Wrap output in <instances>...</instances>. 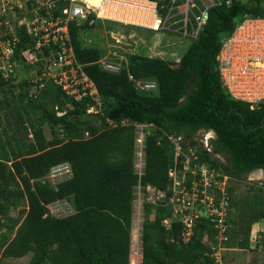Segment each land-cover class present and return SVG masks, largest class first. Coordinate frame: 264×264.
Returning a JSON list of instances; mask_svg holds the SVG:
<instances>
[{
    "label": "trees",
    "instance_id": "trees-1",
    "mask_svg": "<svg viewBox=\"0 0 264 264\" xmlns=\"http://www.w3.org/2000/svg\"><path fill=\"white\" fill-rule=\"evenodd\" d=\"M245 15L264 17V0H227L210 6L197 37L178 60L131 55L117 72L98 66L97 48L82 45L79 38L85 25L69 22L74 55L101 100L96 113L85 111L86 102H91L87 97L73 100L49 80L31 99L26 95L28 77H0V111L11 107L16 120L25 122L21 138L13 143L4 131L8 124L0 129V264L3 258L25 254H29L26 264H128L133 187L137 182L167 187L171 145L162 132L184 137L197 130L211 131L208 146L224 161L202 148L196 151L198 159L220 166L233 179L261 169L264 184V122L249 128L264 115V101L250 106L231 98L219 82L214 59L222 38ZM18 34L20 47L28 40ZM128 75L153 78L156 86L138 91ZM64 104L71 108L63 110ZM106 119L115 125L109 126ZM121 119L153 125L144 139L139 176L132 167L133 126L121 125ZM43 123L51 128L49 139L44 137ZM63 161L71 170L67 179L54 187L36 181L51 165ZM248 187L254 192L240 200L247 212L237 207L236 195L229 198L233 210L227 213V247H246L250 224L264 218V197H259L264 188ZM233 189L230 184L229 193ZM16 197L23 198L25 205L11 217L8 208ZM60 199L69 200L72 211L50 215L46 205ZM169 213L167 206L143 203L140 264H212L201 241L204 230L211 235L210 224L199 220L183 241L178 222L161 225Z\"/></svg>",
    "mask_w": 264,
    "mask_h": 264
},
{
    "label": "built area",
    "instance_id": "built-area-1",
    "mask_svg": "<svg viewBox=\"0 0 264 264\" xmlns=\"http://www.w3.org/2000/svg\"><path fill=\"white\" fill-rule=\"evenodd\" d=\"M224 2L227 0H97L96 3L88 0H0V77L8 80L15 74L17 60H20L30 71L28 98L37 97L44 82L49 80L73 100L87 97L91 102H86L85 111L96 113L101 100L74 55L69 22L88 26L94 18L107 19L153 32L172 31L193 40L207 19V9ZM18 32L28 40L20 47L17 46ZM214 59L219 82L231 98L250 106L264 101V17L245 15L238 20L231 32L222 38ZM95 62L98 64L97 60ZM98 66L109 72H117L120 68L113 63ZM154 87L150 81L139 84L142 91ZM106 121L109 126L115 125ZM119 123L133 126V158L136 156L137 162L134 172L139 176L144 165V139L153 125L126 119ZM83 136L88 137V133L84 131ZM161 137L171 145L166 189L149 184L141 186L138 182L135 186L146 191V202L167 206L170 213L161 219V225L169 227L172 221L178 222L183 241L190 237L196 222L206 220L212 232L208 235L204 230L201 241L208 248L212 264H222L228 238V187L233 178L220 166L198 159V149L210 152L208 139L207 143L195 140L189 144L179 134L162 132ZM47 171L55 184L71 175L66 161L51 165ZM256 184L264 188L261 180ZM133 253L140 263V247L136 246Z\"/></svg>",
    "mask_w": 264,
    "mask_h": 264
},
{
    "label": "rangeland",
    "instance_id": "rangeland-1",
    "mask_svg": "<svg viewBox=\"0 0 264 264\" xmlns=\"http://www.w3.org/2000/svg\"><path fill=\"white\" fill-rule=\"evenodd\" d=\"M12 18H16L15 15H12ZM82 24V23H80ZM79 38L81 40L82 45L91 46L97 48L99 52V56L97 59L98 64L102 67L105 63H113L117 64L118 67H123L126 65L127 59L131 55H145V56H158L164 59H168L171 61L178 60V57L184 52L186 47L188 46L191 39L186 37H182L180 33L176 32H153L149 29L124 25L117 23L115 21H110L107 19L94 18L92 24L85 25L80 28ZM99 60V61H98ZM17 66L15 67L16 74L12 76H20L28 79L30 77V71L27 67L23 66L20 63V60H17ZM28 77V78H27ZM134 87L138 91H142L139 89V84L143 82H151L156 86V83L153 78H131L130 79ZM155 88V87H154ZM153 88V89H154ZM152 89V90H153ZM6 96L9 94L5 92ZM88 107L85 106V108ZM71 108L70 104L62 105V109ZM54 109L56 107L54 106ZM4 111H8V109H3L0 111V129L4 127V131L6 135L12 137L10 140L13 143V139H20L21 137V127L25 124V122H21L16 120L15 112L9 107V111L6 115H3ZM62 110H57V113H61ZM5 116V117H4ZM44 137L49 139L51 136V128L48 124L43 123L41 125ZM1 135V134H0ZM212 135V134H211ZM210 137L209 131H201L197 130L191 135H185L183 138H192L197 141H202L207 143V139ZM213 156L220 158V160L224 161L222 157H220L216 152L211 151ZM136 156H134L132 161L133 170L136 171ZM253 171L248 172L245 175H242L239 179L231 180V185H234V189L229 193V198L233 194L236 195V203L237 207L243 208L246 212L248 211V207L241 206L240 200L245 195H250V193L254 190L248 186H253L256 184V181L259 180V177H254ZM36 181L43 183L44 185L54 187L55 183L53 182V178L49 175L48 171L38 177ZM230 186V185H229ZM133 198L131 201V219H130V238H129V264H138L137 263V255L133 253L136 246L140 247V226L142 223L143 215H142V205L146 202L148 194L146 191L139 190L136 186L133 187ZM259 197H264V193H261ZM150 204V203H149ZM25 205L24 199L21 197H16L10 203L8 208V213L11 217H14L20 213V209H22ZM48 213L52 216H62L72 211V205L67 199H60L53 201L46 205ZM232 209V208H230ZM229 209V210H230ZM233 210V209H232ZM237 214V212H235ZM228 215V214H227ZM264 222V220H262ZM226 254V253H225ZM245 251L239 254L238 257H243ZM233 254L227 253L224 256V260L226 263L229 260H233L231 257ZM223 256V253H222ZM29 254H25L21 257L11 258L6 257L2 259V264H26L28 260Z\"/></svg>",
    "mask_w": 264,
    "mask_h": 264
},
{
    "label": "crops",
    "instance_id": "crops-1",
    "mask_svg": "<svg viewBox=\"0 0 264 264\" xmlns=\"http://www.w3.org/2000/svg\"><path fill=\"white\" fill-rule=\"evenodd\" d=\"M252 171L255 175L254 177L257 175L259 180L262 181L263 171H260L259 169H254ZM262 220H264V218L250 224L246 247L238 248L232 246L227 247L226 250L223 251L222 264H264V222H262ZM238 239L239 237H237L234 242H237ZM243 251H245L243 257H238ZM225 253L233 254L231 256L233 257V260H229V262L226 263L224 260ZM137 263L140 264L138 257Z\"/></svg>",
    "mask_w": 264,
    "mask_h": 264
},
{
    "label": "water",
    "instance_id": "water-1",
    "mask_svg": "<svg viewBox=\"0 0 264 264\" xmlns=\"http://www.w3.org/2000/svg\"><path fill=\"white\" fill-rule=\"evenodd\" d=\"M263 122H264V115L262 116V118L260 119V121L258 122V124H256L255 126H250L249 128L252 129V128L256 127V126H261L263 124ZM259 170L262 171L261 169H259Z\"/></svg>",
    "mask_w": 264,
    "mask_h": 264
},
{
    "label": "flooded vegetation",
    "instance_id": "flooded-vegetation-1",
    "mask_svg": "<svg viewBox=\"0 0 264 264\" xmlns=\"http://www.w3.org/2000/svg\"><path fill=\"white\" fill-rule=\"evenodd\" d=\"M211 134H212V133L209 131V135H210V137L212 136Z\"/></svg>",
    "mask_w": 264,
    "mask_h": 264
}]
</instances>
